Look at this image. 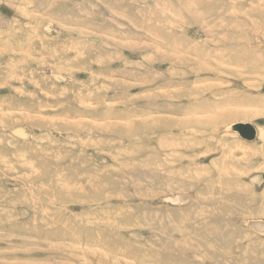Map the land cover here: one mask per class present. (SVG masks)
Here are the masks:
<instances>
[{
	"label": "rangeland",
	"instance_id": "obj_1",
	"mask_svg": "<svg viewBox=\"0 0 264 264\" xmlns=\"http://www.w3.org/2000/svg\"><path fill=\"white\" fill-rule=\"evenodd\" d=\"M0 264H264V0H0Z\"/></svg>",
	"mask_w": 264,
	"mask_h": 264
},
{
	"label": "water",
	"instance_id": "obj_2",
	"mask_svg": "<svg viewBox=\"0 0 264 264\" xmlns=\"http://www.w3.org/2000/svg\"><path fill=\"white\" fill-rule=\"evenodd\" d=\"M231 129L246 140H252L256 135L255 128L249 123H235L231 126Z\"/></svg>",
	"mask_w": 264,
	"mask_h": 264
}]
</instances>
